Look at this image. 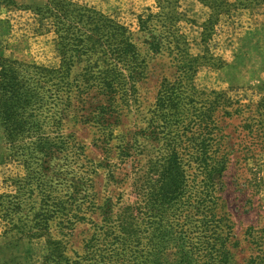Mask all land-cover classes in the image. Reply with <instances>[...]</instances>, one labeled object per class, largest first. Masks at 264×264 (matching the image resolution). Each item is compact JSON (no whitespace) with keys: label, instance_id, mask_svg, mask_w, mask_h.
Instances as JSON below:
<instances>
[{"label":"rangeland","instance_id":"1","mask_svg":"<svg viewBox=\"0 0 264 264\" xmlns=\"http://www.w3.org/2000/svg\"><path fill=\"white\" fill-rule=\"evenodd\" d=\"M46 1L0 0V58L47 68L59 66L51 23L35 14L36 7ZM72 1L92 7L129 29L139 63L143 62V77L134 86L113 91L108 101V94L96 87L83 89L80 74L84 62L75 65L69 81L77 80L81 88L73 83L69 103L65 101L69 92L62 88L55 93L63 100L45 98L41 109L45 134L57 146L64 143L46 165L33 163L27 168L23 156L13 155L5 148L0 128V264H45L44 239L27 236L36 220L42 218L48 222L51 237L62 241L66 257L93 264L98 259L94 256H98L97 250L105 249L110 242L103 239V232L114 229L124 213L143 235L139 234L133 243L127 242L125 248L130 253L123 264H130L131 256L142 261L139 251L145 249L148 254L153 247L157 259L174 262L179 251L186 250L184 238L195 244L204 234L197 225L199 216L189 211V202L196 205L201 201H193L194 196L187 195L196 191L200 197L199 193H204L202 183L207 169L184 155L187 193L182 206L178 205L174 213H169V208L156 213L148 209L142 194L150 190L148 169L160 158L162 148L160 141L148 137L144 129L161 81L178 78L175 55L165 48L151 53L144 43L148 35L138 31L137 15L147 8L157 12V0ZM178 1V11L183 15L178 27L188 41V53L197 59L192 80L195 90L226 92L238 102L229 109L230 117L215 113L233 151L224 172L212 176V190L218 198L216 215L223 217L240 243L238 260L242 264V259L250 254L244 241L247 229L264 226V139H259L264 129V100L260 101L264 99V8L239 9L229 16H220L205 45L206 52L201 33L210 9L197 0ZM159 30L157 25L154 34ZM258 102L261 104L256 109ZM100 106L106 108L105 115L99 114ZM235 110L239 111L234 114ZM126 151L128 156L123 154ZM126 208L137 211L130 215ZM188 216L192 225L186 222ZM170 224L173 229H168L165 238L154 233ZM90 241L95 246L92 254L85 249Z\"/></svg>","mask_w":264,"mask_h":264},{"label":"trees","instance_id":"2","mask_svg":"<svg viewBox=\"0 0 264 264\" xmlns=\"http://www.w3.org/2000/svg\"><path fill=\"white\" fill-rule=\"evenodd\" d=\"M197 1L211 11L202 25L201 43L204 49L220 16H229L239 9L252 10L260 6L264 8V0H238L235 3L228 0ZM156 3L157 12L147 8L145 12L137 15L138 31L148 35L144 43L151 53H159L165 48L175 55L178 78L173 82L166 79L161 81L154 109L150 112L151 117L144 129L148 137L160 141L162 153L148 169L146 178L149 180L150 190L142 195L146 197L148 209L152 213L168 208L169 213H174L173 210L178 205L182 206V199L187 193V178L182 157L187 155L188 158H194L207 169L202 183L204 193H199L201 196L198 197L195 191L187 197L194 196L191 200L201 201L194 204L195 206L189 202V211L199 216L197 225L202 228L204 234L195 244L184 238L186 250L179 251V256L174 262L157 259L153 247L148 254L145 249H141L145 251L144 254L139 251L142 261H137L136 257L131 256L130 264H241L238 260L242 251L240 243L231 234V228L224 224L223 217L216 215L218 198L212 190L215 189L212 176L224 172L230 163L232 150L229 137L223 134L215 113L219 112L221 117H230L232 113L229 109L238 102L226 92L198 93L195 90L192 80L197 69V59L191 58L188 53V41L178 27L179 22L183 20L182 13L178 11L179 1L157 0ZM35 14L51 23L55 46L60 55L59 66L47 68L0 58V128L3 142L5 148L12 151L11 154L24 157L23 163L27 168L33 163L48 164L55 150L64 147L63 142L57 146V143L45 134L46 122L41 119L40 113L46 103L45 98L62 101V97L59 99V94L55 92L63 88L69 92L65 97V101L69 103L73 83L76 88H81L77 80L69 81L75 65L84 62L80 74L83 89L96 87L100 92L108 94V101L113 91L126 85L134 86L135 82L142 79L144 73L143 62L139 63V53L132 33L113 18L72 0H47L43 6L36 7ZM157 25L160 30L158 34H154ZM50 87L54 90L49 89ZM263 100L260 99L261 102ZM260 104H256V109H259ZM98 109L99 114L105 115L107 112L104 106ZM58 121H61V117ZM261 133L260 140L264 139V129ZM123 154L128 156L129 152ZM134 211H137V208L125 209L130 215ZM128 219L124 213V218L117 220L114 229L103 232V239L110 242L105 249L97 250L98 256H94L98 259H95L93 264H123L127 252L130 253V250L125 248L127 242H135L133 240L140 234ZM185 219L192 225L190 216ZM36 221V226L28 230L27 236L29 239H44L45 264H81L65 256L62 241L51 237L46 219ZM171 226L173 225H168L167 229H155L154 233L157 231L163 239L168 229H173ZM244 241L249 245L246 249L250 254L242 259V264H264V226L249 227ZM102 245L104 244L100 247ZM94 247L91 241L85 245L88 254L93 253ZM91 259L93 260V257Z\"/></svg>","mask_w":264,"mask_h":264}]
</instances>
